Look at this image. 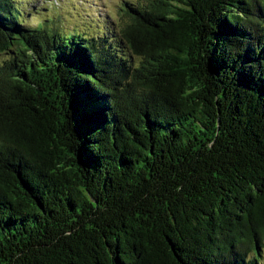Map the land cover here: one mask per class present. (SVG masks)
<instances>
[{
	"label": "trees",
	"instance_id": "obj_1",
	"mask_svg": "<svg viewBox=\"0 0 264 264\" xmlns=\"http://www.w3.org/2000/svg\"><path fill=\"white\" fill-rule=\"evenodd\" d=\"M15 1L0 264H258L264 0L125 1L117 44L28 24Z\"/></svg>",
	"mask_w": 264,
	"mask_h": 264
},
{
	"label": "rangeland",
	"instance_id": "obj_2",
	"mask_svg": "<svg viewBox=\"0 0 264 264\" xmlns=\"http://www.w3.org/2000/svg\"><path fill=\"white\" fill-rule=\"evenodd\" d=\"M125 1L144 0H16L15 3L23 12L24 21L28 24L36 25L41 22L48 24L57 19L55 26L59 29L58 33L63 36L70 35L61 28L65 22L67 27L70 25H74V28L82 27L85 33L95 30L101 35L105 32L112 42L117 44L119 24L126 20L122 9ZM45 27L53 31V26ZM137 60L138 58L133 57V62ZM260 254L258 264H264V249L260 250Z\"/></svg>",
	"mask_w": 264,
	"mask_h": 264
}]
</instances>
